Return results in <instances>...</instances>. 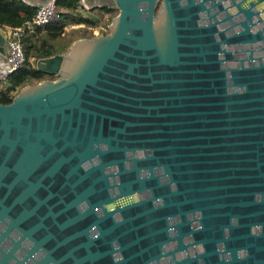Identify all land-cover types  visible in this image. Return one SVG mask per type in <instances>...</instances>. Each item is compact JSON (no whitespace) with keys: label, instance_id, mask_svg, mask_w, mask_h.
Returning <instances> with one entry per match:
<instances>
[{"label":"water","instance_id":"water-1","mask_svg":"<svg viewBox=\"0 0 264 264\" xmlns=\"http://www.w3.org/2000/svg\"><path fill=\"white\" fill-rule=\"evenodd\" d=\"M85 3L0 103V264H264V0Z\"/></svg>","mask_w":264,"mask_h":264},{"label":"trees","instance_id":"trees-1","mask_svg":"<svg viewBox=\"0 0 264 264\" xmlns=\"http://www.w3.org/2000/svg\"><path fill=\"white\" fill-rule=\"evenodd\" d=\"M55 4L61 12V19L25 33L22 38L25 61L13 74L0 79V103H10L16 95L15 92L17 93L28 84L55 78L54 75L39 70L36 62L40 58L49 57L67 49L68 45L64 44L63 38L68 24H84L86 26L80 28H85V31L91 30L90 35L93 36L94 30L88 27H95L101 22L102 13L93 14L95 8L90 12L84 10L82 0H55ZM37 8L38 6L29 4L25 0H0V27L21 26L33 19ZM112 10L108 6L101 7L102 12ZM43 31L45 34L41 36Z\"/></svg>","mask_w":264,"mask_h":264},{"label":"built area","instance_id":"built-area-1","mask_svg":"<svg viewBox=\"0 0 264 264\" xmlns=\"http://www.w3.org/2000/svg\"><path fill=\"white\" fill-rule=\"evenodd\" d=\"M61 19V12L55 4V0L52 3L38 7L33 19L26 21L21 26H8L0 27V32L6 38L8 45V55L5 62L2 64L1 70L2 77L6 78L19 69V67L25 61V54L23 50L22 38L26 32L33 31L36 27H43L51 22ZM95 29L94 27H91ZM95 33V32H94Z\"/></svg>","mask_w":264,"mask_h":264},{"label":"rangeland","instance_id":"rangeland-1","mask_svg":"<svg viewBox=\"0 0 264 264\" xmlns=\"http://www.w3.org/2000/svg\"><path fill=\"white\" fill-rule=\"evenodd\" d=\"M99 13H102V17H101V22L99 25L95 26L94 28V35L96 34H101V33H108L109 30V24L111 22V20L113 19V17H115L118 14V10L113 9L111 12H102L101 8L98 9H94L93 10V14L98 15ZM86 26V25H84ZM88 27V26H87ZM90 26L88 27L89 29H91ZM65 36H64V40L63 41H68V39H73L74 36H91V30L85 31V28H80L79 25H74V24H68L67 27L65 28ZM1 30V28H0ZM2 80V79H1ZM16 94V92H15Z\"/></svg>","mask_w":264,"mask_h":264},{"label":"crops","instance_id":"crops-1","mask_svg":"<svg viewBox=\"0 0 264 264\" xmlns=\"http://www.w3.org/2000/svg\"><path fill=\"white\" fill-rule=\"evenodd\" d=\"M82 4H83V6H84V10H86V11H88V12H90L92 9H98V8H101V6H100V4H97V5H94V6H92V7H88L87 5H86V3H85V0H82ZM79 27H85L84 26V24H81V25H79ZM92 29V28H91ZM94 30V29H93ZM45 34V31H43L42 33H41V36H43ZM80 37H82V35L81 36H74V38L73 39H68V41H63L64 42V44L65 45H68V47L70 46V44L74 41V40H76V39H78V38H80ZM68 47H67V49H68ZM66 49V50H67ZM65 50V51H66ZM64 51V52H65ZM4 58V57H3Z\"/></svg>","mask_w":264,"mask_h":264},{"label":"bare ground","instance_id":"bare-ground-1","mask_svg":"<svg viewBox=\"0 0 264 264\" xmlns=\"http://www.w3.org/2000/svg\"><path fill=\"white\" fill-rule=\"evenodd\" d=\"M0 73H2L1 70H0Z\"/></svg>","mask_w":264,"mask_h":264},{"label":"flooded vegetation","instance_id":"flooded-vegetation-1","mask_svg":"<svg viewBox=\"0 0 264 264\" xmlns=\"http://www.w3.org/2000/svg\"><path fill=\"white\" fill-rule=\"evenodd\" d=\"M101 1H105V0H101Z\"/></svg>","mask_w":264,"mask_h":264}]
</instances>
